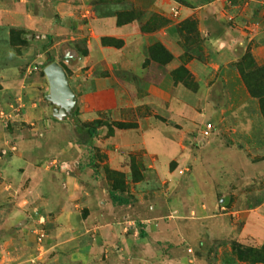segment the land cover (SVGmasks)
Returning <instances> with one entry per match:
<instances>
[{"label":"rangeland","instance_id":"rangeland-1","mask_svg":"<svg viewBox=\"0 0 264 264\" xmlns=\"http://www.w3.org/2000/svg\"><path fill=\"white\" fill-rule=\"evenodd\" d=\"M229 1L228 23L255 31L246 35L236 60L228 61L222 45L215 48L188 16L177 23L178 39L161 41L149 34L147 48L139 47L148 53L143 69L133 72L110 63L111 72L100 61L74 73L67 63L76 60L72 49L85 52L82 37L68 33L53 40L0 24V141L5 131L12 136L0 143V166L17 150L15 137L52 146L55 137L40 125L53 119L63 124L56 143L79 151L66 162L91 167L96 179L126 195L149 227L161 225L188 255L206 264H264V120L257 98L247 93L234 68L246 50L255 65L264 64V0ZM95 2L98 13L113 11L119 23L143 20L141 29L148 33L171 20L139 10L131 0ZM169 14L172 20L178 16ZM100 43L121 41L101 37ZM50 62L64 73V82L53 89L44 73ZM172 70L182 79L173 80ZM17 81L22 95L45 109L43 118L15 119L25 108L9 104ZM209 123V134L202 135ZM14 186L0 171V264H44L38 252L50 242V216L40 217ZM11 205L26 212L25 225L12 220ZM134 224L141 232L144 225Z\"/></svg>","mask_w":264,"mask_h":264},{"label":"crops","instance_id":"crops-1","mask_svg":"<svg viewBox=\"0 0 264 264\" xmlns=\"http://www.w3.org/2000/svg\"><path fill=\"white\" fill-rule=\"evenodd\" d=\"M95 1L0 0V24L42 34L45 38L51 35L53 40L59 34L67 36L68 33L75 35L76 39L82 37L85 52L72 49L70 54L76 60L67 63L68 69L74 73L85 72L87 67L100 64V61L107 63L111 72L115 69L110 63L127 72L142 70L140 63L148 53L139 47L145 43L147 48L149 34L161 41L168 37L178 39L177 23L188 16L194 17L197 31L215 48L220 50L222 45L228 61L236 60L243 53L248 40L246 35L248 38L255 35L251 26L244 25L250 30L247 32L239 25L228 23L232 15H228V19L224 15L231 10L229 0H183L184 3L177 0H131L141 11L154 10L171 18L152 33L142 31L143 20L117 23V14L113 11L98 13L99 4ZM171 11L178 15L175 20L169 14ZM101 37L120 40L121 44L101 45ZM2 84L6 86L5 82ZM13 86L17 87L14 89L16 93L9 104L25 106L23 113H17L15 119L28 122L47 114L45 109L35 107L32 97L22 95L19 81ZM57 124L47 118L46 123L40 125L43 132L55 137L52 146L41 142L25 143L15 137L17 150L0 166V171L11 179L14 188L21 187V197L27 198L39 216H50L47 222L50 242L38 252L44 264H206L204 259L188 255L181 245L173 244L171 236L161 231V225L149 227L144 221V213L136 212L132 202L113 205L109 189L92 175L91 167L80 168L76 162H73L74 168L70 166L66 161L76 159L79 151L73 146L56 143L60 126L63 127V124ZM5 135L0 143L12 137L6 131ZM0 138H3L1 132ZM55 160L58 163H52ZM14 205L10 211L12 220H21L25 225L26 212L21 213ZM155 211L152 210L154 214ZM9 220H6L8 226ZM135 221L144 225L140 233H137Z\"/></svg>","mask_w":264,"mask_h":264},{"label":"trees","instance_id":"trees-1","mask_svg":"<svg viewBox=\"0 0 264 264\" xmlns=\"http://www.w3.org/2000/svg\"><path fill=\"white\" fill-rule=\"evenodd\" d=\"M117 23H119L118 18ZM234 68L237 71L247 93L250 96L257 98L259 111L264 120V64L255 65L251 53L246 50L240 59L234 63ZM179 70L183 73L185 72L183 68H180ZM174 72L175 70L170 72L173 80H176L177 78L182 79L183 75L179 77L176 76V73ZM108 194L113 205L126 204L130 202L127 197L117 194L113 189H109Z\"/></svg>","mask_w":264,"mask_h":264},{"label":"water","instance_id":"water-1","mask_svg":"<svg viewBox=\"0 0 264 264\" xmlns=\"http://www.w3.org/2000/svg\"><path fill=\"white\" fill-rule=\"evenodd\" d=\"M50 88L53 89L56 85L64 82V73L62 68L55 62H50L44 67Z\"/></svg>","mask_w":264,"mask_h":264},{"label":"built area","instance_id":"built-area-1","mask_svg":"<svg viewBox=\"0 0 264 264\" xmlns=\"http://www.w3.org/2000/svg\"><path fill=\"white\" fill-rule=\"evenodd\" d=\"M174 14H176V12L174 11ZM211 124H206L205 126H203L202 130H201V133L202 135H208L209 132H210V126Z\"/></svg>","mask_w":264,"mask_h":264}]
</instances>
